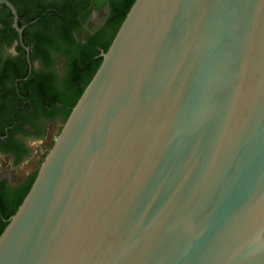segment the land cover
I'll list each match as a JSON object with an SVG mask.
<instances>
[{
  "label": "water",
  "instance_id": "obj_1",
  "mask_svg": "<svg viewBox=\"0 0 264 264\" xmlns=\"http://www.w3.org/2000/svg\"><path fill=\"white\" fill-rule=\"evenodd\" d=\"M101 56L0 264H264V0H134Z\"/></svg>",
  "mask_w": 264,
  "mask_h": 264
},
{
  "label": "flooded vegetation",
  "instance_id": "obj_2",
  "mask_svg": "<svg viewBox=\"0 0 264 264\" xmlns=\"http://www.w3.org/2000/svg\"><path fill=\"white\" fill-rule=\"evenodd\" d=\"M10 1L17 11L16 20L9 5L0 3V196L7 207L23 197L39 166H31L21 177L17 171L38 159V142L56 122H64L68 108L60 100L53 104L46 100L38 105L27 95L33 88L32 81L41 78L48 82L49 88L54 87L58 93L63 91L71 64L67 54L48 46L46 57L39 53L32 56L33 42L24 38V31L28 30L30 38L33 37L34 30H40L37 22L49 20L71 1L70 4L77 5L75 18L79 25L72 35L76 42L85 43L94 35L104 37V28L115 6V0H106L100 8H94L89 0ZM102 52L103 48H99L93 58L97 59Z\"/></svg>",
  "mask_w": 264,
  "mask_h": 264
},
{
  "label": "trees",
  "instance_id": "obj_3",
  "mask_svg": "<svg viewBox=\"0 0 264 264\" xmlns=\"http://www.w3.org/2000/svg\"><path fill=\"white\" fill-rule=\"evenodd\" d=\"M89 1L92 2V0ZM133 1L115 0L112 16L103 31L104 37L94 35L89 37L85 43L76 42L73 38L72 32L79 25L75 18L77 5L74 3V5L70 4L69 2L71 1L62 6L61 11L57 10L54 12L49 20L37 22L35 25L40 30L35 29L32 33L33 37L30 38L28 30H25L24 38H27L31 43L33 42L32 56L39 53L46 57L45 53L47 51L45 47L47 48L48 46L49 48H54L57 52L67 54L71 64L67 76L63 81V91L58 93L54 87L49 88L48 82L41 78V80L34 79L32 81L33 88L27 95L31 96L32 98H30L34 99V101H37L38 105L45 103L46 100L50 104L58 100L65 102L68 106L65 114L66 118L101 62L102 56L94 59V54L99 48H103V51H106ZM20 15L22 18L25 17L24 13H20ZM43 18L45 17H41V19ZM35 176L36 173L26 186L22 194L23 197L29 190ZM23 197L16 202H12L7 207L3 197L0 196V233L7 224L9 217L21 203Z\"/></svg>",
  "mask_w": 264,
  "mask_h": 264
},
{
  "label": "rangeland",
  "instance_id": "obj_4",
  "mask_svg": "<svg viewBox=\"0 0 264 264\" xmlns=\"http://www.w3.org/2000/svg\"><path fill=\"white\" fill-rule=\"evenodd\" d=\"M106 0H92V4L94 8H100L102 7V5L105 3ZM63 123L60 122H56L49 130H48V134L44 137V139L40 140L38 142V151H39V155L37 156L38 159L34 160V162H32V164L28 165V166H23L20 167L17 171L18 176H23L25 171L27 169H29L31 166L35 167V166H39L40 163L42 162L44 156L46 155V153L48 152V150L50 149L51 145L53 144L54 138L56 137V135L58 134V132L60 131L61 127H62ZM2 162V160L0 159V163Z\"/></svg>",
  "mask_w": 264,
  "mask_h": 264
}]
</instances>
